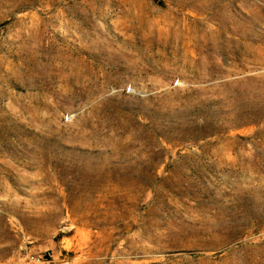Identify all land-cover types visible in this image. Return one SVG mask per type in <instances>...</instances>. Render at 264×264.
<instances>
[{
	"label": "rangeland",
	"instance_id": "obj_1",
	"mask_svg": "<svg viewBox=\"0 0 264 264\" xmlns=\"http://www.w3.org/2000/svg\"><path fill=\"white\" fill-rule=\"evenodd\" d=\"M0 264H264V0H0Z\"/></svg>",
	"mask_w": 264,
	"mask_h": 264
}]
</instances>
